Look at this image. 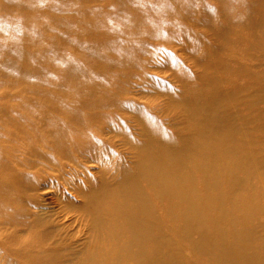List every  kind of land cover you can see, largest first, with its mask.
Returning a JSON list of instances; mask_svg holds the SVG:
<instances>
[{
    "label": "rangeland",
    "instance_id": "rangeland-1",
    "mask_svg": "<svg viewBox=\"0 0 264 264\" xmlns=\"http://www.w3.org/2000/svg\"><path fill=\"white\" fill-rule=\"evenodd\" d=\"M0 264H264V0H0Z\"/></svg>",
    "mask_w": 264,
    "mask_h": 264
},
{
    "label": "bare ground",
    "instance_id": "bare-ground-1",
    "mask_svg": "<svg viewBox=\"0 0 264 264\" xmlns=\"http://www.w3.org/2000/svg\"><path fill=\"white\" fill-rule=\"evenodd\" d=\"M164 172L165 167L163 166L158 167V169L156 170L157 174L163 176V184L169 178V175H166ZM140 213L142 215V219H139L132 212H126L122 215V218L117 220L116 222H120L127 227L131 235V240L135 241L139 245L138 257L144 258L146 254L142 251V237L150 236L154 231L151 225L152 220L144 215L143 210Z\"/></svg>",
    "mask_w": 264,
    "mask_h": 264
}]
</instances>
